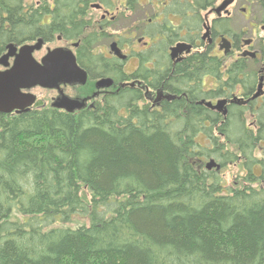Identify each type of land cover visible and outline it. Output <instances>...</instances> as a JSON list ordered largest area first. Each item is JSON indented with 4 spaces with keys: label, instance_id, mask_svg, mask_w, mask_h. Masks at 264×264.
Wrapping results in <instances>:
<instances>
[{
    "label": "trees",
    "instance_id": "1",
    "mask_svg": "<svg viewBox=\"0 0 264 264\" xmlns=\"http://www.w3.org/2000/svg\"><path fill=\"white\" fill-rule=\"evenodd\" d=\"M197 58V72L169 78L189 101L204 72L219 80L217 59ZM141 99L134 89L76 113H0V264H264V161L237 187L201 167L206 157L234 162L226 144L255 164L264 121L254 135L184 97L161 108Z\"/></svg>",
    "mask_w": 264,
    "mask_h": 264
},
{
    "label": "flooded vegetation",
    "instance_id": "2",
    "mask_svg": "<svg viewBox=\"0 0 264 264\" xmlns=\"http://www.w3.org/2000/svg\"><path fill=\"white\" fill-rule=\"evenodd\" d=\"M21 22L26 25L22 31L17 26ZM0 31H9L11 37L0 44V59L9 52V45L15 48L6 64L0 63V72L14 66L22 46L37 45L39 40L41 44L32 52L38 62L56 47L72 49L88 80L84 85L65 86L64 91L70 88L71 93H66L87 98L91 109L134 89L141 102L154 108L183 97L189 101L186 91L175 92L177 83L169 78L197 72V57L204 55L219 62V80L204 72L198 79L200 97L189 102L209 108L225 120L231 115L254 135L256 123L264 121V0H23L7 8L0 4ZM86 39L89 49H83ZM55 40L68 44L51 46ZM100 40L106 43L96 50ZM184 62L189 63L185 75L178 69ZM107 78L112 85L98 88L99 81ZM210 79L212 87L207 83ZM189 83L194 85L197 79ZM218 88V96H207ZM38 90L48 89L23 90L37 96L29 111L50 105L57 95L52 90L56 94L49 103L48 98L38 99ZM39 100L42 103L36 105ZM219 100L226 101L222 110L206 105Z\"/></svg>",
    "mask_w": 264,
    "mask_h": 264
},
{
    "label": "water",
    "instance_id": "3",
    "mask_svg": "<svg viewBox=\"0 0 264 264\" xmlns=\"http://www.w3.org/2000/svg\"><path fill=\"white\" fill-rule=\"evenodd\" d=\"M37 45H24L17 54L14 66L6 71L0 72V113L10 114L13 111L23 113L30 109L37 100L36 94L24 92V89H31L36 86L56 90L57 95L51 102V107L68 113H75L90 108L87 98L71 96L64 91L63 86L84 85L88 80L87 71L82 68L72 49L64 46L49 50L48 53L38 62L32 55ZM115 47V43L112 45ZM9 52L0 59V63L6 64L7 59L15 50L9 45ZM178 50V48H174ZM254 55L253 53H251ZM112 80L102 79L97 84L98 88L109 87ZM225 100H219L217 104L207 102L206 105L212 109L222 110ZM226 109L223 114L226 115ZM221 169V165L215 159L206 164L207 170Z\"/></svg>",
    "mask_w": 264,
    "mask_h": 264
},
{
    "label": "rangeland",
    "instance_id": "4",
    "mask_svg": "<svg viewBox=\"0 0 264 264\" xmlns=\"http://www.w3.org/2000/svg\"><path fill=\"white\" fill-rule=\"evenodd\" d=\"M30 2H35L37 0H29ZM101 43H106L104 40H100L98 41V44L100 45ZM68 42L66 41H57L55 40L51 46H58V45H67ZM70 44V43H69ZM97 46V48H95L96 50H99L101 49V45L100 46ZM214 81L212 79L208 80V86L209 87H212L214 86ZM66 92L68 93H71L70 91V88H67L65 89ZM37 95H38V99H46L48 98L49 99V103L51 102V97L53 95H55V91H52V90H38L37 92ZM147 101V100H146ZM41 100H39L37 102L36 105H40ZM149 103V102H148ZM148 103H143L141 102V105H149ZM216 103V102H215ZM49 105V104H48ZM40 107V106H39ZM247 124H249V122H246ZM220 137V140L223 141V138L219 135ZM203 145H206L207 144V140H206V137L204 135H200L198 136V139ZM228 144H226V149L227 147L230 149V151L233 153V156L237 155V159L236 158H233L232 156V159H234V162H228L225 164V166L221 167V169L219 171L216 170V168H213L212 170L215 171V172H218L221 177L223 178L226 186H233V187H237V186H241L243 183H246L245 182V176L248 175L249 173V169H248V166H251L252 170H253V173L256 174V175H259L260 172H261V166L259 164V161L263 160L264 161V152L260 149L257 151L255 157L257 156L258 159H257V162L253 165H251L250 163H248V165H245L246 162H247V158L244 157V155L240 152L237 151V149L234 147V146H227ZM209 146V144H208ZM210 147V146H209ZM211 158H214L217 163L220 164V160L224 161V158H220V159H216L215 157H206L204 159H202L203 161L201 162V167L205 168L206 169V164L211 160ZM260 184V181L257 180L256 182L253 183L254 186Z\"/></svg>",
    "mask_w": 264,
    "mask_h": 264
},
{
    "label": "bare ground",
    "instance_id": "5",
    "mask_svg": "<svg viewBox=\"0 0 264 264\" xmlns=\"http://www.w3.org/2000/svg\"><path fill=\"white\" fill-rule=\"evenodd\" d=\"M225 121V120H224ZM211 159H214V158H211Z\"/></svg>",
    "mask_w": 264,
    "mask_h": 264
}]
</instances>
